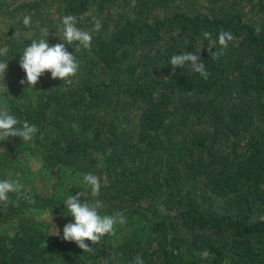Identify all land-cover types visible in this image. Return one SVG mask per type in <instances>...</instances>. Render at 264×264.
<instances>
[{
    "label": "trees",
    "instance_id": "trees-1",
    "mask_svg": "<svg viewBox=\"0 0 264 264\" xmlns=\"http://www.w3.org/2000/svg\"><path fill=\"white\" fill-rule=\"evenodd\" d=\"M64 15L102 24L90 50L65 45L77 74L20 84L24 47L41 27L61 42ZM221 30L237 44L214 59L201 34ZM4 46L0 108L38 131L0 141V180L24 185L0 202V264H264V0H0ZM184 51L207 80L169 65ZM77 192L126 217L91 253L52 235Z\"/></svg>",
    "mask_w": 264,
    "mask_h": 264
},
{
    "label": "clouds",
    "instance_id": "clouds-1",
    "mask_svg": "<svg viewBox=\"0 0 264 264\" xmlns=\"http://www.w3.org/2000/svg\"><path fill=\"white\" fill-rule=\"evenodd\" d=\"M27 27L31 25L32 19L30 15H25L22 20ZM102 28L101 21L96 20L91 30H82L76 25V18L73 15H64L60 18V27L57 29L56 35L61 42L49 46L48 36L49 28H40V38L32 39L30 45L25 46L19 59V66L24 71L25 77L19 81L20 84L30 85L34 87L39 78L45 73H50L51 79H59L67 81L70 77H74L79 69V64L73 52H69L65 45L76 44V50H90L92 43V32H99ZM59 32V35H57ZM203 38L207 41V51L214 59H219L223 54L222 50L227 49L229 44H237L236 37L229 30H221L214 38L208 31H204ZM19 37V33L16 34ZM215 48V51L212 49ZM8 47H0V57L8 54ZM169 65L173 69L185 66L198 73L204 80L209 78L210 73L206 70L204 63L201 62L199 52L193 54L184 51L181 54H174L169 60ZM7 70V60H0V79H4ZM19 125V126H18ZM38 129L35 125L28 121L21 123L6 108H0V141H6L9 137H19L24 142L31 141ZM83 181L90 186L91 193L94 196L99 195L101 188V180L95 174L88 173L83 177ZM24 185L19 180H0V202L7 203L9 193H20ZM83 196L82 192L75 195H69L63 204L66 209L67 216L72 217V222L66 223L63 227V235L60 236L56 228L55 234L64 241L75 242V244L83 250V252H94L92 245H96L105 235H113L117 225L126 223V217L122 214L118 215H101L100 209L104 207L101 200L94 202H81L79 197ZM29 202L31 198L29 197ZM52 221V215L50 212ZM56 227V226H55ZM86 241L90 243H86ZM114 259V258H113ZM135 264H144L140 256L134 258ZM107 264V262H106Z\"/></svg>",
    "mask_w": 264,
    "mask_h": 264
},
{
    "label": "rangeland",
    "instance_id": "rangeland-1",
    "mask_svg": "<svg viewBox=\"0 0 264 264\" xmlns=\"http://www.w3.org/2000/svg\"><path fill=\"white\" fill-rule=\"evenodd\" d=\"M29 165L32 167L31 169H33L36 166L35 162L32 160L29 161ZM117 231H118V229H117Z\"/></svg>",
    "mask_w": 264,
    "mask_h": 264
}]
</instances>
